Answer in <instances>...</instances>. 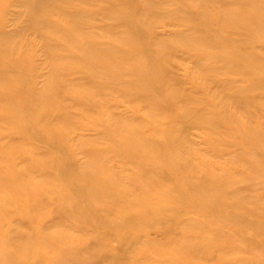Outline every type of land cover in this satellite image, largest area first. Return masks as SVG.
I'll list each match as a JSON object with an SVG mask.
<instances>
[{"label": "rangeland", "instance_id": "1", "mask_svg": "<svg viewBox=\"0 0 264 264\" xmlns=\"http://www.w3.org/2000/svg\"><path fill=\"white\" fill-rule=\"evenodd\" d=\"M33 1L0 0V66L25 91L23 109L0 98L20 114L0 119V249L26 264H264V30L231 23L264 0H44L36 20ZM97 178L98 212L75 192Z\"/></svg>", "mask_w": 264, "mask_h": 264}, {"label": "bare ground", "instance_id": "2", "mask_svg": "<svg viewBox=\"0 0 264 264\" xmlns=\"http://www.w3.org/2000/svg\"><path fill=\"white\" fill-rule=\"evenodd\" d=\"M42 1H44V0H34L32 4L30 3V7L29 8H30V12H31V16H32L33 20H36V18H35V13L36 12L35 11L37 10L39 4ZM218 2H219V4L221 3V4L225 5V6L228 5L227 3H225L226 0H219ZM247 13L251 14L253 12L247 11ZM195 15H197V14H193L192 16H195ZM220 18H221V16L220 17L218 16V19H220ZM231 23L235 26V28L237 26H239V27L243 26L244 29L246 30V32L244 33L245 37L247 36L248 38L253 39L252 38L253 37L252 33L247 32V28L250 29V30H253L254 27H255L259 31L264 30V11L262 12V16H257V15H255L253 13L246 20H243L241 18V19L234 20ZM94 49L95 48H91V51H93ZM90 52L87 53L88 56H89ZM234 60L237 63H239V61L243 60V59L240 57V54L239 55L235 54L234 55ZM159 61H161V60H159ZM7 72H8L7 68H2V66H0V98H1V95H2V96H4L3 99H5L6 101L11 102L12 104H16L18 109L19 108L23 109L21 107L22 106V102L20 101V97L22 95H24L25 91L23 89H21L20 87L18 88V82L16 81V78H14L11 75L7 74ZM252 80H253V83L255 85H258L259 88H263L264 87V76L263 77H255ZM250 93H251V90L249 89L248 91H245V92H243L240 95H236L235 94L234 95V100L237 99L238 101H243L244 98H251L250 97L251 96ZM63 97H64V94L61 93V98H63ZM34 101L38 102L37 98ZM10 108H11V105H9V107H3L2 111H0V119L2 121L5 120L7 123H9V122L12 123L13 120H15L14 118L17 115H19V117H20L18 109L14 108V110L10 111ZM45 120H40L39 119L38 122L40 124H46L47 123V119H45ZM18 130H20V127L17 126V130L16 131L18 132ZM134 131L135 130H133V132ZM44 133L46 134L45 136H42V135L38 134L39 135L38 137L39 138H41V137L48 138L53 143H64V141L66 140V134L62 133V132H59L57 130L56 131L55 130L51 131V130L48 129L47 132H44ZM15 134L18 135V133H15ZM35 136L37 137L36 134H35ZM143 148H145V146H143ZM0 151H3V150L0 149ZM62 151H63L62 153L65 154V151L64 150H62ZM98 165H99V163H98ZM140 165L141 164H139V167H145L146 166L144 164H142L141 166ZM96 166H97V163H95L94 161L90 162L88 165H85V167L82 169V172H84V174L82 175V178H83L84 181L87 180L92 175L98 177L99 173L97 172V170L95 171ZM152 170H153V168H151V173L153 172ZM101 175H103V174H101ZM76 183H79V182L78 181L74 182V184H76ZM92 186H95L96 189H93L92 191H84L83 188H82L81 190H78V191H75V192H77V196H84L85 197V199H86L85 205L87 206L88 209H93V210L98 212L101 208L100 209L98 208L97 204H99V203L96 202V201H97V198H99L100 193L105 191V189L107 188V181L104 180V179H101V178H97V181L94 182ZM76 187L78 189L81 188L79 186H76ZM67 196H69V195H67ZM212 202L214 204H217V205H223V203L219 199H213ZM142 206L146 207L145 203H142ZM67 209L70 211L68 213L71 214L72 213L71 207H67ZM102 215H104V214H102ZM106 218L107 217L104 215V217L101 218V216H100V217L95 218V220L100 222V224L103 225L105 223V221H106ZM237 219L240 220V221L246 222L247 221L246 220L247 216H245V213L243 215H237ZM247 224L252 226L250 223H247ZM1 225H4V224L0 223V229L3 230ZM254 228L258 232L264 231V225H262V224H257ZM6 230L7 229H4V232H7ZM1 239L3 240L5 238L1 237ZM251 242L255 246L260 245V244L262 245L261 242H255L253 240H251ZM23 252H24V250H22L21 248H19V247H15V248L11 247L10 244H8L6 241H4L3 244H2V249H0V264H26L27 261H31V259H30L31 254L27 253V254H25V256H23ZM97 260H100V258H98Z\"/></svg>", "mask_w": 264, "mask_h": 264}]
</instances>
